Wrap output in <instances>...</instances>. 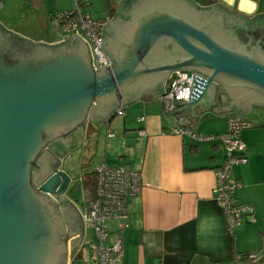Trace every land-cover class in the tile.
Returning <instances> with one entry per match:
<instances>
[{"label": "water", "instance_id": "1", "mask_svg": "<svg viewBox=\"0 0 264 264\" xmlns=\"http://www.w3.org/2000/svg\"><path fill=\"white\" fill-rule=\"evenodd\" d=\"M262 15L220 2L121 0L103 24L111 64L96 66L77 33L50 44L0 23V264H70L86 223L69 196L68 142L100 136L123 102L163 96L174 72L196 71L190 100L175 98L173 113L264 108V51L240 44L233 27L259 25ZM56 138L67 144L61 152L47 147Z\"/></svg>", "mask_w": 264, "mask_h": 264}, {"label": "crops", "instance_id": "2", "mask_svg": "<svg viewBox=\"0 0 264 264\" xmlns=\"http://www.w3.org/2000/svg\"><path fill=\"white\" fill-rule=\"evenodd\" d=\"M120 1L105 0V13L98 17L91 15L105 19L107 23L117 17ZM194 1L201 6L220 2L250 17L264 12V0ZM88 3L90 6L91 2ZM48 28L45 27V32L39 36H27L8 29L33 41L50 44L63 41L60 27ZM169 83L170 79L165 83V90ZM226 94L229 100L230 95ZM161 97L162 94L152 99L123 102L124 113L114 114L110 124L100 128V141L104 145L106 127L105 142L112 146L99 164L124 165L142 171L144 187L139 195L129 199L128 216L107 222L111 238L115 232H120L123 237L122 263L246 264L239 259L240 255L264 252V108L255 107L251 115L239 116L230 104L231 111L218 113L211 108L192 116L186 109L165 113ZM215 107H219V103ZM142 115L145 120L140 122L138 117ZM231 115L252 122V126L242 132L248 160L235 164L232 175L241 181L237 197L243 203L252 204L254 213L236 228L235 233L229 232L225 212L214 193L216 169L223 164L226 154L223 141L220 138L198 139L170 131L172 127H190L198 135L219 136L227 131ZM109 128L116 133L114 137L107 136ZM95 136L96 133L86 139L92 142ZM72 138L68 143L74 146L73 151L85 144L86 139L75 135ZM103 145L100 149L96 147L95 154L103 149ZM66 146V142H62L59 148ZM84 150L87 149L82 152ZM75 180L72 177L71 189ZM85 223L87 231L91 225L86 220ZM94 240L87 244L85 233L82 245L70 256V264H94L97 256Z\"/></svg>", "mask_w": 264, "mask_h": 264}, {"label": "built area", "instance_id": "3", "mask_svg": "<svg viewBox=\"0 0 264 264\" xmlns=\"http://www.w3.org/2000/svg\"><path fill=\"white\" fill-rule=\"evenodd\" d=\"M89 3L84 0H75L73 9H57L51 15V20L57 22L62 30V36H82L90 45L93 62L111 64V59L101 46L102 32L105 19L94 18L89 11ZM196 71H176L170 78V83L165 94L161 97L163 110L171 113L178 109L177 100H190V92ZM200 74V73H198ZM201 75V74H200ZM124 113L121 107L117 114ZM145 116L138 117L143 122ZM252 126L247 118L231 115L228 120V129L219 136L198 135L190 127H172L174 134L190 135L198 139L220 138L225 145V159L216 169L217 181L214 188L216 199L222 206L230 233H235L236 228L244 223L254 213V206L243 203L237 197V189L241 181L234 178L232 168L237 163L247 162L246 143L242 132ZM143 130V129H142ZM116 133L108 129L107 136L114 137ZM97 175L96 194L89 200L88 211L84 214L85 220L95 232L94 246L97 256L94 264H123L120 256L123 249V237L120 232H115L114 237L107 226L112 219L126 218L129 210V199L139 195L144 187L141 169H132L124 165L99 164L95 168ZM246 264H264V252H246L239 256Z\"/></svg>", "mask_w": 264, "mask_h": 264}, {"label": "rangeland", "instance_id": "4", "mask_svg": "<svg viewBox=\"0 0 264 264\" xmlns=\"http://www.w3.org/2000/svg\"><path fill=\"white\" fill-rule=\"evenodd\" d=\"M84 1L91 2L89 10L93 16L98 17L100 14L105 13V0ZM74 7L75 0H0V23L7 29L16 30L27 36H39L45 32V27H47V29H49L48 27H52L50 30L54 29V27H58L57 22L55 20L52 22L50 19V15L55 10L73 9ZM105 130L103 132L104 145L102 140L100 141L101 137L98 135L94 137L92 142L86 139L84 145L71 152L68 157L66 156V162L64 163L65 166L63 168L68 170L74 180L78 178L75 180V184L77 183L76 187L74 184L72 186L73 192H69V194L76 200L83 215L88 211L90 197L84 187L82 178L99 165L102 160L101 158L104 157L106 151H110V147L112 146L110 143L106 145ZM97 142L100 143L97 145ZM102 145L103 149L95 154L96 147L100 149ZM82 149L87 150L82 152ZM93 154L95 155L93 156ZM109 158L111 159V157ZM93 238H95L94 230L91 226H88L86 231V243L89 244Z\"/></svg>", "mask_w": 264, "mask_h": 264}, {"label": "flooded vegetation", "instance_id": "5", "mask_svg": "<svg viewBox=\"0 0 264 264\" xmlns=\"http://www.w3.org/2000/svg\"><path fill=\"white\" fill-rule=\"evenodd\" d=\"M264 13V12H263ZM258 22L259 25L256 24H250V27H245V26H240V27H235L234 29V34L237 36L238 41L240 44L245 45V46H256L259 45V47H261V50L264 51V15H262L261 17L258 18ZM94 127L92 126H88L87 130L89 134V132H91V130H93ZM59 138L53 139L52 141L49 142V144L47 145V147L50 149V146H53L54 148H58V150L61 152V149H59V146L56 144L57 140ZM83 181V180H82ZM74 185V184H73ZM76 187V185H75ZM72 189H70V191H72ZM69 196L76 201L72 195L69 194ZM85 218V217H84ZM73 253L70 254V256Z\"/></svg>", "mask_w": 264, "mask_h": 264}, {"label": "trees", "instance_id": "6", "mask_svg": "<svg viewBox=\"0 0 264 264\" xmlns=\"http://www.w3.org/2000/svg\"><path fill=\"white\" fill-rule=\"evenodd\" d=\"M247 155V153H246ZM90 172V171H89ZM87 173L83 180V184L87 192L89 193V199L93 198L96 194V183H97V175L95 171H91Z\"/></svg>", "mask_w": 264, "mask_h": 264}]
</instances>
